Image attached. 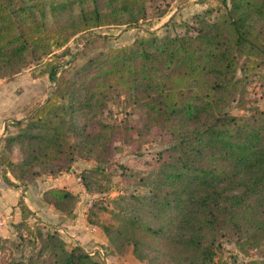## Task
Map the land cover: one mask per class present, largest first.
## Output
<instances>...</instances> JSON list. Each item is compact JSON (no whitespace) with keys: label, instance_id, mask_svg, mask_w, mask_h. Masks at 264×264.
Wrapping results in <instances>:
<instances>
[{"label":"trees","instance_id":"obj_1","mask_svg":"<svg viewBox=\"0 0 264 264\" xmlns=\"http://www.w3.org/2000/svg\"><path fill=\"white\" fill-rule=\"evenodd\" d=\"M150 1L0 0V76L43 63L56 83L44 104L13 122L17 132L7 136L5 149L18 147L20 158H2L0 165L23 180L94 160L81 175L92 192L112 161L115 130L104 115L112 98H123L139 110L141 135L155 127L171 136L169 157L143 178V212H113L118 226L91 223L117 251L131 249L146 264H219L223 239L244 255L264 251V109L244 105L248 73L264 57V0H221L193 16L183 34L147 30L123 46L99 36L66 61L54 52L101 26L138 27ZM97 41L105 49L87 56ZM235 104L249 112L232 113ZM45 199L67 215L79 200L56 187ZM19 207L21 222L11 225L30 236L35 254L27 264H106L80 245L68 248L56 228L33 229L26 223L33 213L23 202Z\"/></svg>","mask_w":264,"mask_h":264},{"label":"rangeland","instance_id":"obj_2","mask_svg":"<svg viewBox=\"0 0 264 264\" xmlns=\"http://www.w3.org/2000/svg\"><path fill=\"white\" fill-rule=\"evenodd\" d=\"M220 1L152 0L148 4V19L138 27L101 26L73 36L65 46L54 48V52L60 55V61H66L70 60L73 54L82 51L87 42L99 36H107L110 45L123 46L132 43L138 35H145L147 30L156 31L160 35L166 32L173 35L183 34L186 27L195 23L193 16L204 12L211 6H218ZM163 13L164 15L161 16ZM103 49H105V43L97 41L92 47L87 48V56ZM259 61H261V65L252 64L248 73L249 92L244 99L247 109L251 107L264 109V57ZM44 66L43 63H33L15 75L0 76V161L2 158H11L13 161L20 158L18 147L13 153H9L5 149L7 136L17 132L13 122L24 119L38 105L44 104L55 89L56 83L44 71ZM231 111L237 115L249 112L237 107L236 104L233 105ZM104 116L107 122L113 125L115 131L109 142L112 161L105 167L106 176L97 178L99 186H93L92 192H88L83 179L78 180L84 170L97 165L94 160H77L71 169H66L61 173L71 182L69 187L78 194L79 215L77 216L79 217L77 220L80 223L82 221V226L88 230L92 226L87 223V220L89 223L99 222L103 225L118 226L121 221L113 212L122 217L134 211L137 213L144 211V204L140 200L143 196L148 195V191L142 185L143 178L150 177L154 173L160 160L168 159V150L171 144V136L155 127L141 135L139 128L142 121L139 110L126 105L123 98H112L109 101V110ZM90 130L96 132L98 127L92 126ZM54 175L42 173L32 179L18 180L0 165V184L7 183L16 189L18 195L14 200L17 206L23 202V189L19 188L20 185L29 186L33 196L42 188L39 184L42 178ZM91 199L92 205H88V201ZM115 202H118V207L115 206ZM15 207L5 209L7 211L4 217L14 215ZM26 223L32 225L35 230L43 228L51 230V227H46L39 223V220H34L33 216H29ZM21 233L24 235H20ZM61 235L66 240L68 248L76 245L67 232H63ZM1 238L3 242L0 248V264H27V259L34 249L28 241L30 236L25 228L11 225V221L6 218L5 224L0 225ZM93 242L94 245L88 246L87 250H101L104 253V258L100 254L98 258L104 260L106 264H121L117 259V250L113 244L95 240ZM222 244V251H219L215 257V261L219 264H241V262L251 259L264 260L263 250L254 249L248 255H244L235 244L225 241V239ZM164 264L174 263L167 259Z\"/></svg>","mask_w":264,"mask_h":264},{"label":"crops","instance_id":"obj_3","mask_svg":"<svg viewBox=\"0 0 264 264\" xmlns=\"http://www.w3.org/2000/svg\"><path fill=\"white\" fill-rule=\"evenodd\" d=\"M9 175V173H6ZM42 188L31 195V190L29 186L20 185L19 188L23 189L22 197L23 203L28 207V209L33 213L34 220H39V223L44 226H49L51 228H56L60 233L67 232L71 240L75 241V244L80 245L87 249L88 246L94 245L93 240L99 241L101 243H111L113 244L104 230L93 223H87L92 226L89 230L82 226V221L80 223L78 219L79 210L78 206L74 209L71 215L63 213L61 210L57 209L54 205L49 204L45 199V192L52 188H66L73 193L74 192L69 186L71 182L66 179L65 175L58 174L54 176L43 177L42 181L39 182ZM18 195L16 189L11 187V185L5 183L0 184V217L5 218L7 208L15 207V214L8 215L11 222L17 223L21 221L22 215L20 207L17 206L14 198ZM10 206V207H9ZM5 218V219H6ZM48 227V228H49ZM92 228H95L92 230ZM90 244L86 245L85 244ZM114 245V244H113ZM117 259L121 264H145L138 260L133 254L131 249H127L124 252L117 251Z\"/></svg>","mask_w":264,"mask_h":264},{"label":"built area","instance_id":"obj_4","mask_svg":"<svg viewBox=\"0 0 264 264\" xmlns=\"http://www.w3.org/2000/svg\"><path fill=\"white\" fill-rule=\"evenodd\" d=\"M78 180H79V181L82 180L81 176L78 177ZM88 205H92V199L88 201ZM4 224H5V219L0 217V225L2 226V225H4ZM88 251H89L91 254L98 253V254H100V255L104 258V253H103L101 250H99V249H94V250H91V251L88 250Z\"/></svg>","mask_w":264,"mask_h":264}]
</instances>
